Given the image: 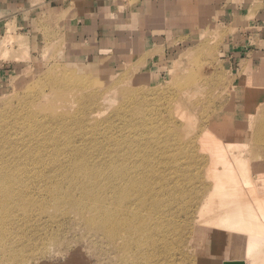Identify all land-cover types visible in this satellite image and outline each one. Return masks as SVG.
<instances>
[{
  "label": "rangeland",
  "instance_id": "obj_1",
  "mask_svg": "<svg viewBox=\"0 0 264 264\" xmlns=\"http://www.w3.org/2000/svg\"><path fill=\"white\" fill-rule=\"evenodd\" d=\"M38 3H32L31 8L37 6V11L31 29L9 21L0 34V66L5 65L0 67V117L3 116L0 127L11 126L10 140L1 139V142L7 156L5 167L10 168L13 175L22 173L21 177L17 176L20 182H16L14 194L15 199L22 201L16 200L17 203L9 207L15 213L14 224H19L13 226L12 232L9 222L6 227L10 228L6 232L7 243L13 245L10 247L15 254L4 255V249L0 248V264H130L133 260L124 261V254H120L125 238L118 239L120 246L114 248L105 236H93L94 231L75 212L69 211L66 204L56 201L55 196L64 194L67 186H73V175L68 176L70 162L65 161L66 169L64 163L54 164L53 157H48L49 165H34L29 164L33 160L26 156L27 145L19 149L16 156L8 151L25 128V124L19 127L16 124L22 116L28 120L29 111L36 107L43 111V106L52 108L54 105L60 111L65 106V112L76 117L72 122L81 117L79 124L71 126L72 144L78 150H86L92 163L89 162L96 164V168L107 166L106 159L115 157L112 145L116 139L127 141L128 135L142 142L153 141V148L144 143L143 154L155 156L153 151L161 148L157 152L161 158V201L167 204V198L175 197L177 166L194 173L197 167H204L206 159L214 156L212 147L216 143L203 134L212 120L224 115L220 114L222 111L231 112L236 121V118H245L254 108L250 136L264 119V37L247 36L245 40L237 37L235 40L237 26H219L197 34L192 30H167L163 33L165 39H161V32H156L159 38L147 41L142 38L143 33L131 31L142 27L150 31L156 25L146 21L142 26L137 22L138 17L129 15L124 18L132 23L124 20L126 23L122 26L114 25L113 37L116 38L104 40L108 36L106 32L98 39L83 41L72 31L78 9L70 16L73 25H68L66 17L71 6L56 15L47 13L42 9L43 4ZM77 7L80 8L78 4ZM8 27L12 31L9 34ZM9 36H15L21 44L15 43L4 56L2 40ZM239 45H248L252 52L240 51ZM181 100H184L180 104L182 109L178 104ZM63 132L64 129L60 130L57 136L63 137ZM249 140V147H245L246 150L242 147L239 152L244 150L242 155L254 157L247 151L257 146L256 141L252 137ZM125 141L120 144L125 146ZM262 155L258 156L264 157V150ZM134 163L137 164L136 158L131 157L126 165ZM259 166L260 169L253 172L255 181L260 172L264 175V161ZM27 167L30 170L25 172ZM203 174L204 182L207 175L205 171ZM101 180L102 174L93 181ZM260 185L264 188V181ZM54 187L53 194L49 189ZM187 187L190 188L188 183ZM73 192L81 194L80 190ZM110 193L105 191L104 195ZM136 194V201L142 205L141 199L147 194L139 191ZM170 203L166 208L172 214L164 215L158 228L161 232L154 228L158 233L157 245L153 247L144 242L141 254L149 255V260L155 257L150 264H212L211 257L217 255L213 254V241L198 225L179 228L186 214L181 212V221L176 219L173 212L177 203ZM89 209L87 217L93 215L92 207ZM140 212L146 216V222L151 221L144 209ZM148 226L153 228V222L146 225L149 235ZM24 231L22 239L19 234ZM130 248V256L136 260L131 264H149V260L137 262L138 247Z\"/></svg>",
  "mask_w": 264,
  "mask_h": 264
},
{
  "label": "bare ground",
  "instance_id": "obj_2",
  "mask_svg": "<svg viewBox=\"0 0 264 264\" xmlns=\"http://www.w3.org/2000/svg\"><path fill=\"white\" fill-rule=\"evenodd\" d=\"M10 31L9 28L7 33L12 32ZM18 41L15 36H9L2 40L4 56L9 52L10 47L15 46ZM19 43L21 44L20 41ZM183 102L184 100L178 102L181 109L180 104ZM81 109L84 111L83 108ZM251 111L245 118H236V121L230 115L231 112L222 111L220 114H224L223 116L210 122L203 137L206 136L216 143L214 147L210 146L214 151V156L206 159L204 167H197L194 173H189L190 169L177 166L175 197L172 195L173 197L167 198V204L162 202L161 179L159 180L161 178V158H158L157 152H160L161 148L153 151L155 156H152L153 153L151 156L144 155L142 149L144 143L151 146L153 141L142 142V140L138 141L135 136L130 139L126 135L128 140H124L125 146L120 144V142H124L123 140H114L112 152L115 157L110 156L109 159H106L109 164L96 168V164L91 165L92 162L86 155V150H78L77 146L72 144L71 126L79 124L81 117L78 121L72 122L76 117H71V114L65 112V106H62L60 111L54 105L52 108L43 106V111H39L36 107L35 110L29 111L28 120L22 116L20 120L23 121L19 120L16 124L18 127L19 124H25V128L21 129L22 136L19 140L11 143L12 148L8 151L16 156V152L18 153L19 149H23V146L27 145V149L25 147L26 156L33 160L29 164L34 165H49L48 157H53L54 164L70 162L72 166L69 168L71 171L68 176L73 175L71 179H73L74 188L71 185L67 186L64 194L55 196L56 201L66 204L69 211L75 212L80 219L85 221L89 229L94 231L93 236L98 234L105 236L114 248L117 249V246H120L118 239L125 238V244L120 246L123 252L119 249L120 254L122 256L124 254V261L129 259L133 262L136 261L135 257L130 256V246L135 245L139 251L137 262L139 259L148 262L149 255L141 254L142 245L144 242L150 243L153 247L157 245L156 235H158V228H161V221L164 220V215L171 213V210L168 211L166 206L171 204L170 202H176L177 205L174 208L176 211L173 212H176V219L181 221V212L186 214V219L181 221L179 228H196L195 225H198L200 227L198 229L206 233L208 238L213 241V254L223 255L222 258L216 257L217 255L211 257L212 264H264V188L260 185L263 184L264 175H261L262 172H260L258 181L253 179L254 170H259L260 163L264 161V157H262L264 119H261V122L256 125L257 129L253 132V136H250L251 124L254 121L252 119L254 114ZM39 113H42V116H39ZM10 127L3 125L0 127V248L4 249V255L15 254V250L10 247L11 244L7 243L6 232L10 228L6 227L9 222L12 232L13 226L19 224V222L14 224L15 213L12 208L10 211L9 207H12V203H17V199L14 197L15 185L16 182H20L18 177L22 175V173L20 176L19 174L13 175L10 173V168L5 167L7 156L4 154L5 150L2 148L1 139L10 140ZM6 128H8L7 131ZM62 129H64L63 137L57 136V133ZM249 137L256 141L257 146L247 151L254 154V157L251 154L242 155L244 150L239 152L242 147H249L251 144ZM45 151L47 152L46 157ZM126 152L130 155H127ZM129 156L135 157L137 164L127 166L126 162L131 160ZM61 157H64L65 160ZM66 166L65 164L64 167ZM29 170L30 168L27 167L25 172ZM203 171L207 175V181L204 182ZM101 174L103 181L95 183L93 180ZM157 174L160 176L157 177ZM181 176L184 177L181 178ZM187 183L190 188L187 187ZM167 187H169L168 184ZM55 190L56 187L49 189L53 194ZM77 190H80V195L73 192H77ZM105 191L111 193L104 195ZM137 191L143 195L147 194L141 199L142 205H139L135 199V196H138ZM17 201L21 203L22 200ZM178 203L184 209H180L181 206ZM39 206L44 208L45 205L40 203ZM91 207L93 215L87 217V211ZM142 209L146 211L150 222L144 220L146 216L140 212ZM152 222L153 228L147 227L148 235L146 225ZM167 225L169 226L168 223ZM156 227L157 232L154 229ZM20 229L22 230V228ZM25 232L19 234L22 239ZM163 233H166V230ZM183 237H186L185 234ZM151 259L149 264L150 262L154 263ZM160 263L162 264V262Z\"/></svg>",
  "mask_w": 264,
  "mask_h": 264
},
{
  "label": "crops",
  "instance_id": "obj_3",
  "mask_svg": "<svg viewBox=\"0 0 264 264\" xmlns=\"http://www.w3.org/2000/svg\"><path fill=\"white\" fill-rule=\"evenodd\" d=\"M33 2L36 5L40 2L38 4L44 6L42 9L56 15L71 6L65 16L68 25H73L70 16L75 8L78 9L72 31L77 34V39L83 41L98 39L100 34L106 32L108 36L104 40L116 38L113 37L114 25L122 26L126 23L124 20L131 22L124 18L129 15L138 17L137 22L142 26L146 21L156 25L150 31L144 27L131 31L134 34L138 31L143 33L142 38L147 41L158 39L156 32H161V39H165L163 33H167V30H192L197 34L219 26H237L235 40L237 37L240 40H245L247 36L264 37V0H0V34L6 30L9 21L31 29L37 11V6L31 8ZM128 9L132 11L126 14ZM248 48V45L238 46L240 51L252 52ZM4 66L1 64L0 67Z\"/></svg>",
  "mask_w": 264,
  "mask_h": 264
}]
</instances>
